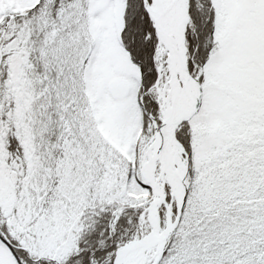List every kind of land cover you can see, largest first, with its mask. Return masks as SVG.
Returning <instances> with one entry per match:
<instances>
[{"label":"snow or ice","instance_id":"obj_1","mask_svg":"<svg viewBox=\"0 0 264 264\" xmlns=\"http://www.w3.org/2000/svg\"><path fill=\"white\" fill-rule=\"evenodd\" d=\"M0 264H264V0H0Z\"/></svg>","mask_w":264,"mask_h":264}]
</instances>
